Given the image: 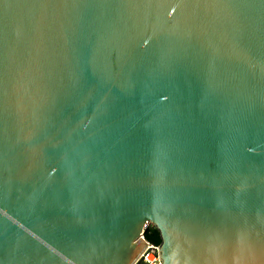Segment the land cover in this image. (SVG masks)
<instances>
[{
    "label": "water",
    "instance_id": "water-1",
    "mask_svg": "<svg viewBox=\"0 0 264 264\" xmlns=\"http://www.w3.org/2000/svg\"><path fill=\"white\" fill-rule=\"evenodd\" d=\"M264 264V0H0V264Z\"/></svg>",
    "mask_w": 264,
    "mask_h": 264
},
{
    "label": "built area",
    "instance_id": "built-area-1",
    "mask_svg": "<svg viewBox=\"0 0 264 264\" xmlns=\"http://www.w3.org/2000/svg\"><path fill=\"white\" fill-rule=\"evenodd\" d=\"M153 230L154 228L151 225L144 228V231L142 232L141 236L147 246L132 264H162L159 255V244L153 243L146 238V235Z\"/></svg>",
    "mask_w": 264,
    "mask_h": 264
},
{
    "label": "rangeland",
    "instance_id": "rangeland-1",
    "mask_svg": "<svg viewBox=\"0 0 264 264\" xmlns=\"http://www.w3.org/2000/svg\"><path fill=\"white\" fill-rule=\"evenodd\" d=\"M146 238L153 243L159 244V236L156 230L151 231L149 234L146 235Z\"/></svg>",
    "mask_w": 264,
    "mask_h": 264
},
{
    "label": "trees",
    "instance_id": "trees-1",
    "mask_svg": "<svg viewBox=\"0 0 264 264\" xmlns=\"http://www.w3.org/2000/svg\"><path fill=\"white\" fill-rule=\"evenodd\" d=\"M157 232V231H156ZM158 233V232H157ZM158 236H159V234H158ZM159 243H160V239H159Z\"/></svg>",
    "mask_w": 264,
    "mask_h": 264
}]
</instances>
